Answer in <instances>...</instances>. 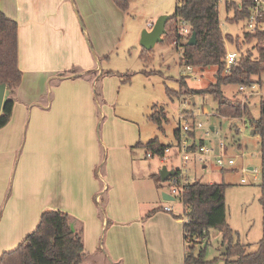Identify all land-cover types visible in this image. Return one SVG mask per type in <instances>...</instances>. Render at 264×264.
I'll list each match as a JSON object with an SVG mask.
<instances>
[{
    "label": "crops",
    "instance_id": "crops-1",
    "mask_svg": "<svg viewBox=\"0 0 264 264\" xmlns=\"http://www.w3.org/2000/svg\"><path fill=\"white\" fill-rule=\"evenodd\" d=\"M0 9L19 26L23 76L13 93L12 117L0 129V258L36 229L43 211L60 209L83 231L88 253L83 264L95 261L91 255L105 259L102 247L105 264H185L186 219L165 209L147 215L168 203L152 193L142 198L138 189V144L152 139L143 132L147 112H140H153L157 104L148 106L141 93L129 88L122 99L115 91L117 77L102 62L124 37L126 48L138 41L142 28L128 21L129 9L114 0H0ZM190 76L181 75V85L187 86ZM256 84L248 104L252 96L264 94V83ZM192 87L197 88L182 91ZM167 92L175 94L174 89ZM203 127L196 124L189 136L207 144L197 135ZM211 130L216 125L206 127L204 135ZM174 135L172 143L161 140L171 147L173 159ZM198 163L194 158L188 165ZM165 189L163 184L161 193Z\"/></svg>",
    "mask_w": 264,
    "mask_h": 264
},
{
    "label": "rangeland",
    "instance_id": "rangeland-1",
    "mask_svg": "<svg viewBox=\"0 0 264 264\" xmlns=\"http://www.w3.org/2000/svg\"><path fill=\"white\" fill-rule=\"evenodd\" d=\"M177 1L178 0H130V16L128 17V21L134 23L137 28H142L140 31L142 33V30L150 29L148 24L150 22L154 23L160 16H171L177 8ZM233 1L236 4L231 8H228L227 0L218 1L220 10L219 18L221 20V29L223 33L240 39L239 45L226 41L227 50L237 53L238 56L242 53H251L256 56L258 54L256 46L257 41L247 42L244 36L246 31L251 30L249 20L247 17H240L237 20L233 19L236 11L235 7L240 4L241 0ZM131 29L130 27V30ZM140 36L139 34L136 43L127 48L125 47L127 37H124L118 50L114 49L109 56L102 60L104 68L112 69L111 74L115 75L118 79L115 91L122 93L123 99L127 88L136 90L141 93V97L146 100L148 106L150 104H161L165 106L167 120L163 122L164 130L159 129L158 124L150 121L148 118L149 113L152 112L151 109L140 112V114H144V116H146L147 112V119L143 120V132L144 134H148L149 137L147 138L150 139L158 136L159 139L165 143L174 142L175 130L183 124V122H180V113L183 112L188 114L186 122H188L192 128L200 122L204 124L203 129L197 130V135L203 137L207 145H210L214 149L213 154L218 153L215 147L219 146V143L222 141L230 145V151L233 154H238L236 163L233 166H226L223 169L216 164V159L214 157L205 168H203L201 163H198L196 168L188 165L185 169L189 173L190 180L197 177L204 182H222L227 185L226 222L229 223L234 230L235 242L240 241L246 245L247 251H255L258 248L263 234V207L259 202L261 196V187L259 184L262 178L261 137L255 133L250 122L242 118H237L235 120L226 118L217 120L215 114L218 105L213 94H192L187 92V90L182 91V88H188V86L202 88L214 82L216 75L215 66H206L205 68L194 67V74L202 73L203 76L197 79L192 75L187 78L188 85L183 86L181 85L180 77L183 74L188 75V73L184 71L185 65L180 64V51L175 44L157 42L153 49L145 50L149 56V58H146L142 56L144 48L141 45ZM125 73L132 74L128 82L123 81L126 77L125 75H127ZM254 78L256 80L261 78V81L262 79L264 81V73ZM257 82H259L261 87L263 86L262 84L264 82ZM167 88L174 89L176 91L175 94H173V96L168 94ZM222 88L226 95L232 97L236 95V98L233 99L240 101L242 104L247 102L250 97L245 95V92L240 91L239 86L235 84H224ZM262 96H264V94L254 95L249 100V105L252 107L255 117H258L260 113L259 102ZM237 97L241 98L238 99ZM123 105L124 103L122 107ZM208 113L212 115L209 117ZM241 116L245 117L244 114ZM233 123L239 126V131L236 130V126H232ZM210 124L216 125V130H211L208 135H204V130H206V127ZM198 142H200V140H198ZM138 152L139 158L136 163V170L138 174V189L142 198L150 197L151 193L157 195L158 202L173 205L176 215L179 213L182 214L183 217L185 215V206H183L181 200L166 201L163 199L161 193V186L163 184L164 186L166 185L165 182L159 178L158 166H163L166 163H162L158 156H154V158L144 157L145 149L143 147L138 149ZM176 165L180 166V162ZM212 165L214 167H212ZM243 166L247 169L243 170ZM143 170H145V173H143ZM155 174L158 175L157 178L154 177ZM243 178H246L247 181L242 183ZM167 189L168 187L166 186L165 190ZM152 197L154 199L156 198V196ZM162 209L164 208L161 207L160 210ZM3 210L4 207L0 211V216H2ZM223 240V230L220 227H211L208 237L205 241L196 245L194 252L197 254L201 247L206 246L204 262L195 264H239L235 256L232 255L228 257L226 255L228 252V245L224 244ZM226 246L227 249L225 251ZM99 253H104L105 259L97 255L93 258L91 255V260L94 261L95 259L92 264H105L107 261L108 257L103 247L100 248Z\"/></svg>",
    "mask_w": 264,
    "mask_h": 264
},
{
    "label": "trees",
    "instance_id": "trees-1",
    "mask_svg": "<svg viewBox=\"0 0 264 264\" xmlns=\"http://www.w3.org/2000/svg\"><path fill=\"white\" fill-rule=\"evenodd\" d=\"M115 4L124 11L130 8V0H114ZM228 8L236 3L227 0ZM252 0H241L236 6L234 18L248 17L251 13ZM182 16L188 21L192 30L197 34V42L184 46V58L181 65H192L193 67L205 68L215 66V81L203 88H190L187 92L195 94L211 93L217 101V112L221 116L241 117L250 122L255 133L261 137V171L260 182L261 196L260 204L263 207V234L262 239L255 251H247L246 245L240 241L235 242L234 230L226 222L227 185L222 182L205 183L199 178L189 181L185 191L180 198L185 206L187 219L184 224V237L187 242L185 252V264L204 262L206 246L201 247L197 254L195 248L208 237L211 227H220L223 230V242L228 245L226 255L235 256L239 264H264V96L260 100V113L255 117L250 105L243 104L225 94L224 84L251 85L256 80L254 77L264 73V30L257 28L256 31H246L245 41L256 42L257 55L242 53L233 62L229 69H226V41L239 45V38L224 34L221 29L219 4L217 0H178L175 12L168 16L166 33L163 35V43L172 44L176 36V18ZM264 21V13L259 17ZM19 26L17 22L8 17L0 9V83H6L7 96L0 112V129L11 119L15 99L13 93L22 83V70L19 67ZM146 48L142 56L149 58ZM124 81H129L131 73H125ZM172 91V90H171ZM170 92V90H168ZM176 92V91H175ZM154 106V111L149 115L150 121L158 124L164 130V121L167 120L163 106ZM179 130L175 133L179 139ZM191 133V132H190ZM189 133V134H190ZM138 146L145 149V156L148 153L154 156L164 154L167 144L162 143L159 137H154L147 142L141 141ZM179 175V171H175ZM155 178L158 175H154ZM161 179V175L159 176ZM162 180V179H161ZM161 208V207H160ZM153 209L147 215L160 210ZM105 211L103 206L100 207ZM181 217V215H177ZM73 216L63 210L46 209L42 212L36 229L28 234L26 238L14 249L6 251L0 258V264H83L84 258L88 255L83 240V231L72 226ZM109 222V221H108Z\"/></svg>",
    "mask_w": 264,
    "mask_h": 264
},
{
    "label": "built area",
    "instance_id": "built-area-1",
    "mask_svg": "<svg viewBox=\"0 0 264 264\" xmlns=\"http://www.w3.org/2000/svg\"><path fill=\"white\" fill-rule=\"evenodd\" d=\"M219 1V0H217ZM253 6L251 9L250 15L247 17L249 20V26L251 31H256L257 28L264 30V21L259 19V17L264 13V0H252ZM176 25L175 31L176 36L173 40V44L178 48L180 51V60L184 58V46L186 43L189 42L190 36L193 32L191 24L186 21V19L182 16H178L176 18ZM155 23H149L148 26L151 28L154 27ZM226 69H229L230 66L235 62L238 58V54L233 51L226 52ZM194 67L192 65H185V72L189 75L195 74L193 72ZM240 91L245 92V95H249L254 93L257 90V84L252 83L251 85L240 84L239 86ZM188 114L183 112L180 113V122H183L180 126L179 130V139L177 144V158L173 159L170 156L171 147H167L165 149L164 154L159 155L160 160L162 163H166L169 169H173L174 171L178 170L179 175H172L170 176L165 182V185L168 187L169 193L174 195L176 199H180L185 191V187L190 180L188 173H186L185 167L192 161V159L196 158L198 161L204 166L209 164L213 157L216 159V164L221 168H225L226 166H233L236 163V158L238 154H233L230 150V145L226 142L219 143V152L213 154V148L205 143L195 141L190 138L189 132L191 131L192 127L186 122ZM243 117V116H242ZM244 118V117H243ZM204 124L202 122L198 123L199 127H202ZM233 148V147H232ZM244 155V154H243ZM149 157H152L150 153H148ZM180 162V166L176 165ZM247 168L243 166V170ZM247 181L246 178L242 179V183ZM164 209L169 212H174V207L171 205H165ZM185 213V211H184ZM187 219L186 215L183 216Z\"/></svg>",
    "mask_w": 264,
    "mask_h": 264
},
{
    "label": "water",
    "instance_id": "water-1",
    "mask_svg": "<svg viewBox=\"0 0 264 264\" xmlns=\"http://www.w3.org/2000/svg\"><path fill=\"white\" fill-rule=\"evenodd\" d=\"M168 16L162 15L160 16L154 24V27L151 29H144L141 33V43L146 49H153L157 42L163 41V35L166 33V25H167ZM197 34L195 31L192 32L190 36L189 43L195 44L197 42ZM6 83H0V112L2 110L5 97H6ZM159 174L161 175L162 181H166L170 176L175 175V171L173 169H169L165 164L161 166L159 170ZM163 199L167 201H176V197L169 193L168 191H164ZM227 246L225 248V251Z\"/></svg>",
    "mask_w": 264,
    "mask_h": 264
}]
</instances>
